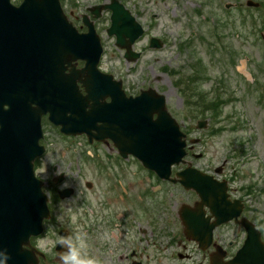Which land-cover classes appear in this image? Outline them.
<instances>
[{
    "label": "flooded vegetation",
    "instance_id": "obj_1",
    "mask_svg": "<svg viewBox=\"0 0 264 264\" xmlns=\"http://www.w3.org/2000/svg\"><path fill=\"white\" fill-rule=\"evenodd\" d=\"M20 1L11 0V3L18 5ZM258 4L257 16L261 28L257 34H249L240 40V46H245L249 52L242 53V57L240 53H237L240 59L243 58L245 66L241 70L238 65L235 66V71L244 77L235 81L237 83V85L234 84L235 88L233 83L226 88L224 83L220 82L221 68L229 65L232 69L231 55L236 54L238 47H230L226 2L223 3L222 15L217 13L220 11L219 6L210 9L209 0H201V3H197L198 7L192 9L191 16L188 12L184 15V20H187L189 27L193 25L198 27L195 34V36L199 34L198 46L194 49L197 55L196 58L193 57L194 61L190 64V73L186 75L183 69L182 76L178 77L182 99L187 103L186 107L194 112L197 111L195 115L206 120L205 128L212 123L213 117H221L226 108L231 110L227 115L235 121L230 127V131L234 134V153L230 158L243 166L247 162L251 163V158L254 157L258 164V173L252 172L244 174L245 176L242 173L248 180L242 185L234 184L236 179H240L237 177L239 175L236 174L235 167H233V173H229L228 177L224 176L223 171L227 164L225 159L220 163L221 166L214 167L212 170L197 167L210 176L207 183H200L207 191L213 190L220 193V182H225L226 199L230 211L239 210L238 216L214 225L215 216L210 208L205 204L199 205L197 193L178 183L176 184L180 186L187 198L178 207L156 205L157 197L161 194L167 196L170 191L164 185L174 183L160 180L154 173L143 168H141L144 172L142 179L140 176H135L134 180L129 181L127 174L124 173L125 160L128 158L121 157L113 141L107 138L105 141L96 143L106 149L104 153L106 156L96 159L100 167L97 171L101 173L97 174L94 180L93 178L85 180L86 192L76 189V183L72 182L80 179L66 178L63 171H59L62 174L45 177L44 186L47 189L50 214L44 222V229L37 241L38 264H62L61 257L65 252L58 241L65 236L76 235L73 229L80 225L86 227L85 240L88 245V254L97 259L99 264H227L245 238L246 232L240 223L242 219L245 220V217L259 229L264 242V221H261V216L255 215L257 213L250 203L253 196L260 199V196L264 195V188L261 187L264 186V9H262L264 1H258ZM90 5L71 1L69 9L65 12L70 23L81 33L87 31L85 20H90L99 33L103 30L100 29L99 23L108 19L103 16V13L108 15L107 11L93 17L89 9ZM142 10L145 12V9ZM135 13L143 15L141 12ZM104 29L106 31V28ZM140 40L141 38L136 43ZM183 40L184 48L185 46L189 48L194 42L190 36H183ZM147 48H151L149 43ZM254 50L258 51V56H253ZM53 58L55 60V53ZM77 64L80 66L82 62L78 61ZM117 79L120 80L121 87L125 91L123 80ZM227 80H231V77ZM205 85L209 86L205 87ZM140 90L141 88L127 94L136 95ZM107 97L105 96V101L108 100ZM235 105L238 106L237 111ZM40 121L43 130L42 142L48 140V130L59 131L57 126L49 122L47 114L42 115ZM223 128L225 127L220 125L209 128L207 132L214 133ZM242 129L248 131L247 137L243 135L238 137ZM256 146L259 147V151ZM196 152L194 145L188 146L186 158L192 164L194 162L191 160L196 157ZM201 157L202 153L197 158ZM131 159L139 165L136 159ZM91 160L94 161L89 159ZM54 166L53 171L58 170L56 163ZM88 170H91V164L88 165ZM58 178L61 180L57 182ZM69 186L72 188L71 195L62 198V189ZM135 186L140 188L133 189ZM235 199L239 200L241 205L234 202ZM70 203L74 204L73 208H81L83 205L86 207L84 215L73 225L70 224V215L64 210ZM181 204L187 205L188 211L184 214L186 220L193 222L196 219L201 222L203 230L196 233L198 239L185 235V227L179 217ZM188 212L191 214L188 215ZM211 225L214 226L208 234Z\"/></svg>",
    "mask_w": 264,
    "mask_h": 264
},
{
    "label": "water",
    "instance_id": "obj_2",
    "mask_svg": "<svg viewBox=\"0 0 264 264\" xmlns=\"http://www.w3.org/2000/svg\"><path fill=\"white\" fill-rule=\"evenodd\" d=\"M109 7L112 13L108 33L115 34L116 44L126 49L125 56L135 60L138 54L130 47L142 33L141 26L115 0ZM59 20L56 42L52 25ZM64 23L58 0H23L19 7L0 0V250L9 254L7 264L36 263L33 250L25 245L31 235L39 234L42 220L48 216L42 182L33 172V161L43 151L38 144L40 114L48 113L65 134L85 133L89 141L111 138L123 156L132 154L160 178L179 180L203 198V173L187 167L176 172L178 179L170 177L171 165L182 161L185 154V134L167 111L164 95L149 88L135 97H126L120 83L112 82L111 75L96 67L101 45L93 27L89 25L86 34H77ZM53 41L60 66V92L55 96L53 87L42 82L43 74L34 68L48 53L52 74ZM150 42L153 47L162 45L156 38ZM77 58L84 59L85 66L76 70L71 64L69 73H64V64ZM77 80L84 86L85 95L78 93ZM107 95L111 97L108 103L104 101ZM215 207L217 223L230 218L229 214L222 217L220 202ZM183 222L189 227L187 221ZM244 226L246 240L231 264H264L260 232L248 221Z\"/></svg>",
    "mask_w": 264,
    "mask_h": 264
},
{
    "label": "rangeland",
    "instance_id": "obj_3",
    "mask_svg": "<svg viewBox=\"0 0 264 264\" xmlns=\"http://www.w3.org/2000/svg\"><path fill=\"white\" fill-rule=\"evenodd\" d=\"M71 0H65V3ZM79 3H94L107 0H72ZM126 6L135 12H141L143 15L138 14L136 18L141 22L145 28V35L139 42L134 45L135 50L141 51V56L134 62H126L123 58V51L114 44V38L109 37L105 33V27L107 22H100L99 27L103 29L99 31L103 45V55L100 69L103 71L112 73L114 77L120 78L125 84L127 92H136L139 88L152 87L158 92L163 93L166 99V106L171 115L177 120L180 128L188 133L189 137H200V141L196 144L195 149L203 154L201 158L189 159L196 167H201L204 170H212L215 166L219 165L222 160H227L226 167L223 171L225 177H228L229 173H233V167L236 169V174L240 179H236L234 184H244L248 180L244 177V174L258 173L259 167L254 157H252L251 163H246L242 166L240 162L235 163L230 156L234 153L233 141L234 134L230 131L234 118H229L228 113L231 112L229 108H226L221 117L214 118L212 123H209L207 128L198 130L195 128V122L202 117L192 116L193 113L197 114V111L189 109L187 103L182 99V93L176 86V80L182 76V71L186 72V75L190 73V64L193 63L196 58L195 48L198 46L197 28L195 25L189 27L187 20H184V15L188 12V15L193 14L192 9H197V3H201V0H124ZM256 1V0H254ZM259 2L264 0H257ZM230 4L227 7L228 28H229V40L230 47L238 46L236 54L231 55L232 69L227 66H223L220 70L221 83H224L228 88L231 83L237 85L235 81L238 78L244 77L239 75L235 71V66L238 65L239 70L243 69L245 62L243 58L237 56V53L249 52L248 48L241 47L240 40L246 38L249 34H257L260 24V20L257 16L258 9L245 5V0H209V7H220V11H216L220 15L224 13L223 3ZM264 9V7L262 8ZM107 15L105 14V17ZM149 24H151L149 26ZM190 28V29H188ZM192 29V31H191ZM188 33V34H187ZM150 36H157L164 40V45L160 49H148L147 43ZM183 36H190L194 39V42L190 45L183 46ZM183 47V48H182ZM200 48V46H199ZM257 50L252 51L253 56L257 55ZM232 53V52H231ZM194 57V58H193ZM227 62V60H224ZM175 70L179 72L174 74L171 71ZM231 77V80H227ZM225 79V81H223ZM234 85V88H235ZM209 85H205L208 87ZM190 106V105H189ZM236 111L238 106H236ZM238 121V116L236 115ZM223 125V130L215 135H209L207 130L209 128L218 127ZM186 129V130H185ZM243 131V132H242ZM245 131V132H244ZM239 135L244 137L248 136V131L242 129ZM242 137V138H244ZM47 141H43V144L47 146L45 155L36 164L35 173L39 177H49L53 173L52 165L58 163V170H62L66 174V178L72 179L78 178L80 180L72 181L76 183L77 189H83L85 187L83 181L89 178L95 179V176L100 171L97 165L96 159L104 158L106 155V149L100 144L93 143L90 146L84 135L78 136H64L57 131H47ZM257 147V146H256ZM258 151H259V147ZM252 154V153H251ZM258 158V156L256 157ZM89 159H94L89 161ZM232 163H234L232 165ZM91 164V170H88V165ZM124 173L127 174L128 180H134L135 176H140L144 172L141 167L132 161L131 158L125 160ZM258 168V169H257ZM243 173V175H242ZM78 175V176H77ZM244 178V180L242 179ZM68 180V179H67ZM70 183V181L68 180ZM144 183V182H143ZM261 186V185H258ZM167 189H170L167 196L161 194L157 197L156 205L160 206H175L178 205L187 198V195L183 193L178 185H164ZM261 187L264 188L262 185ZM140 186H135L133 189H139ZM165 191L166 189L163 188ZM160 197V198H159ZM169 200H167V198ZM163 201V202H161ZM255 209L256 216H261V221H264V195L258 197L253 196L250 202ZM74 204L70 203L65 206V211L70 215V224L73 225L75 221L84 215L86 207L83 205L81 208H73ZM263 215V216H262ZM73 231L86 238V227L84 225L77 226Z\"/></svg>",
    "mask_w": 264,
    "mask_h": 264
},
{
    "label": "clouds",
    "instance_id": "obj_4",
    "mask_svg": "<svg viewBox=\"0 0 264 264\" xmlns=\"http://www.w3.org/2000/svg\"><path fill=\"white\" fill-rule=\"evenodd\" d=\"M65 254L62 264H99V261L88 254L85 238L82 235L65 236L58 241ZM10 259L5 250H0V264H7Z\"/></svg>",
    "mask_w": 264,
    "mask_h": 264
}]
</instances>
